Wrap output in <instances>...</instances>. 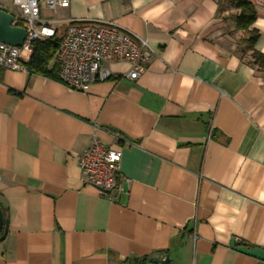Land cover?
Wrapping results in <instances>:
<instances>
[{"label": "crops", "instance_id": "0c3cea01", "mask_svg": "<svg viewBox=\"0 0 264 264\" xmlns=\"http://www.w3.org/2000/svg\"><path fill=\"white\" fill-rule=\"evenodd\" d=\"M250 1L264 55V0ZM0 9L17 6L0 0ZM237 13L216 0L42 7L41 24L54 34L71 22L113 24L147 40L154 55L139 79L111 64L114 76L84 92L0 67V201L9 227L0 264L166 255L171 264H264L231 247L236 239L264 248V71L244 55ZM94 137L123 152L126 180L115 200L83 181L77 156Z\"/></svg>", "mask_w": 264, "mask_h": 264}, {"label": "built area", "instance_id": "2783aa9c", "mask_svg": "<svg viewBox=\"0 0 264 264\" xmlns=\"http://www.w3.org/2000/svg\"><path fill=\"white\" fill-rule=\"evenodd\" d=\"M15 24L21 22L27 30L22 46L0 42V67L26 71L25 63L33 53V43L54 36V30L41 24V9L56 11L68 8L71 0H13ZM18 26V25H17ZM154 51L147 40L135 38L113 24L71 22L65 30L56 57L60 65V80L72 90L84 92L95 82L111 79V64H126V77L137 80L146 73ZM123 152L109 147L94 137L87 150L77 156V162L86 185L98 190L111 200L124 191L126 180L122 171ZM116 194V197H112Z\"/></svg>", "mask_w": 264, "mask_h": 264}, {"label": "trees", "instance_id": "16d2710c", "mask_svg": "<svg viewBox=\"0 0 264 264\" xmlns=\"http://www.w3.org/2000/svg\"><path fill=\"white\" fill-rule=\"evenodd\" d=\"M219 4L222 2L229 3L238 11L231 18L236 22L237 28L244 31L248 36L244 39L246 48L243 52L250 53L251 64L257 65L258 68L264 71V55L256 50V43L259 38V31L252 28L257 19V11L254 4L250 0H216ZM21 26V22H17ZM63 35L54 34L53 37L47 40H37L33 44V53L28 62L25 63L27 72L31 75H40L54 80H60V65L56 57L59 51L60 42ZM4 220L8 222L7 209L3 205ZM246 247L253 248L254 246L242 242ZM166 254L167 252H161ZM153 259L151 256L142 258L126 259L122 264H150Z\"/></svg>", "mask_w": 264, "mask_h": 264}, {"label": "water", "instance_id": "95a60500", "mask_svg": "<svg viewBox=\"0 0 264 264\" xmlns=\"http://www.w3.org/2000/svg\"><path fill=\"white\" fill-rule=\"evenodd\" d=\"M27 30L15 24V15L13 12L0 9V42L20 47L25 42ZM8 222L4 220L3 204L0 201V242L5 240L8 235ZM231 247L250 256L264 260V248L246 247L241 242L232 239ZM152 264H171V256L166 255L163 258L153 259Z\"/></svg>", "mask_w": 264, "mask_h": 264}, {"label": "rangeland", "instance_id": "374dc122", "mask_svg": "<svg viewBox=\"0 0 264 264\" xmlns=\"http://www.w3.org/2000/svg\"><path fill=\"white\" fill-rule=\"evenodd\" d=\"M247 36H248V35L243 31V33H242V38H243V39L240 40L241 43H242V44H241V46H242L241 48H243V49L246 48V44L244 43L243 40L246 39ZM244 44H245V45H244ZM244 55H245V57H247V59L250 60V53H249V52H245ZM173 260H174V259H173ZM150 264H152V263H150ZM172 264H175V261H173Z\"/></svg>", "mask_w": 264, "mask_h": 264}]
</instances>
